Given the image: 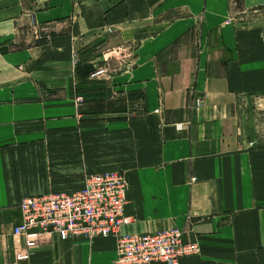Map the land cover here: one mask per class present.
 <instances>
[{"label": "crops", "instance_id": "obj_1", "mask_svg": "<svg viewBox=\"0 0 264 264\" xmlns=\"http://www.w3.org/2000/svg\"><path fill=\"white\" fill-rule=\"evenodd\" d=\"M102 40L136 45L131 67L98 80ZM134 95L132 115L89 109ZM253 97L264 100V0H0V264H114L110 236L44 234L15 258L23 198L106 169L128 180L133 230L176 227L198 244L180 264H264Z\"/></svg>", "mask_w": 264, "mask_h": 264}, {"label": "built area", "instance_id": "obj_2", "mask_svg": "<svg viewBox=\"0 0 264 264\" xmlns=\"http://www.w3.org/2000/svg\"><path fill=\"white\" fill-rule=\"evenodd\" d=\"M203 105L202 98L194 100L195 108ZM128 185L123 170L107 169L85 174L80 190L23 198L20 221L13 227L14 236L22 239L16 259H28L44 234L89 241L113 237L114 264H180L183 257L199 252L195 242L184 240L179 228L133 230L136 218L126 210Z\"/></svg>", "mask_w": 264, "mask_h": 264}, {"label": "rangeland", "instance_id": "obj_3", "mask_svg": "<svg viewBox=\"0 0 264 264\" xmlns=\"http://www.w3.org/2000/svg\"><path fill=\"white\" fill-rule=\"evenodd\" d=\"M103 40L96 44V46L99 45V47L97 48V51L99 53V56H98L99 61H97L96 66H98L99 68H102V67L107 68V69L109 68L110 70L106 71L105 77L99 76L98 80H102V78H106L108 75L112 76L113 75L112 70L116 72L119 69L131 67L134 63L133 62V52H134L133 47L136 45L135 42L131 44L129 43L121 44V43H114V42L107 41V43L102 45V43L104 42ZM95 64L93 63V65ZM95 76L97 75L95 74ZM100 87H103L104 89L105 86H100ZM196 98H202L204 101L203 95L197 94L194 100ZM139 100H140L139 96H135V95L133 98H125L123 100L120 99L119 97L118 98H107L106 100H99L98 106L97 105L95 106L93 105V107L89 106V109L98 111L100 113H103V112L114 113V112H121L123 111L124 108L126 109L129 108L128 110H125V111L126 113H129V115H132L133 114L132 112H135L140 109L138 108ZM194 100H193V107H194ZM250 100L252 104L251 113L255 119V124L257 128L253 127L254 125L253 121L249 122L250 124L248 125V128L250 129L251 127L254 131L257 129L259 132H264V100L262 98H259L258 100V98H254V97L251 98ZM235 113L238 115V117L240 116L244 120H246L247 118L246 116H248V112L246 111L244 105H241V107L237 106L235 109ZM262 142H264V135H262ZM169 228H176V227L160 228L158 230H154V232L159 231V230L169 229ZM143 232H146V231H143ZM183 236H184V231H183ZM191 242H195V241H191ZM197 254H199V252ZM15 258H16V255H15Z\"/></svg>", "mask_w": 264, "mask_h": 264}, {"label": "bare ground", "instance_id": "obj_4", "mask_svg": "<svg viewBox=\"0 0 264 264\" xmlns=\"http://www.w3.org/2000/svg\"><path fill=\"white\" fill-rule=\"evenodd\" d=\"M44 201V200H43ZM45 203V202H44ZM115 257H116V255H115Z\"/></svg>", "mask_w": 264, "mask_h": 264}]
</instances>
